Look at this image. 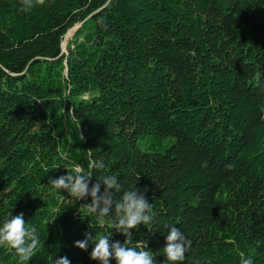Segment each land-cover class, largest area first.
<instances>
[{"label":"trees","instance_id":"16d2710c","mask_svg":"<svg viewBox=\"0 0 264 264\" xmlns=\"http://www.w3.org/2000/svg\"><path fill=\"white\" fill-rule=\"evenodd\" d=\"M21 8L0 0V225L22 213L36 227L26 264H100L75 246L86 233L124 243L90 196L49 184L76 169L152 204L128 246L146 243L155 264L171 227L191 240L181 264H264V0ZM0 264L21 262L0 246Z\"/></svg>","mask_w":264,"mask_h":264},{"label":"clouds","instance_id":"9594fccd","mask_svg":"<svg viewBox=\"0 0 264 264\" xmlns=\"http://www.w3.org/2000/svg\"><path fill=\"white\" fill-rule=\"evenodd\" d=\"M44 3L45 0H21V10L28 12L36 5ZM80 139L83 140V135ZM93 166L102 167V165L89 164L90 168ZM92 177L91 173H84L80 169L68 170L66 175L50 179L49 184L56 190L67 191L76 200L90 196L91 203L84 206L98 218L112 217L113 228L125 235L126 239L123 244L119 241L110 243V236L86 233L85 239L76 241L75 246L86 251L89 243H92L94 247L90 258L98 260L100 264H110L111 259H114L116 264H155V254L151 250H146V243L140 246L139 250L128 246L133 236L132 230L138 225L147 226L153 221L152 204L143 194H138L137 188L123 192L121 198L116 200L113 190L119 191L121 186L115 176L97 179L105 185L103 193L100 192V182L92 184L89 188ZM9 217L0 225V246L12 250L21 264H26L41 246L37 229L25 221L22 213L14 217L9 213ZM190 248L191 240L187 239L180 229L171 227L163 247L165 264H181ZM54 264H71V262L65 256L56 259ZM240 264H253V260L251 257L245 258L241 253Z\"/></svg>","mask_w":264,"mask_h":264},{"label":"rangeland","instance_id":"374dc122","mask_svg":"<svg viewBox=\"0 0 264 264\" xmlns=\"http://www.w3.org/2000/svg\"><path fill=\"white\" fill-rule=\"evenodd\" d=\"M78 27H79V26L77 25V26H75L73 29H71V30L68 32L67 36L65 37V40H64V42H63V48H64V51H67L68 43H69V41L73 38L74 33L76 32V29H77Z\"/></svg>","mask_w":264,"mask_h":264},{"label":"water","instance_id":"95a60500","mask_svg":"<svg viewBox=\"0 0 264 264\" xmlns=\"http://www.w3.org/2000/svg\"><path fill=\"white\" fill-rule=\"evenodd\" d=\"M78 26H80V24H79ZM66 36H67V35H66ZM62 48H63V45H62ZM63 51H64V48H63Z\"/></svg>","mask_w":264,"mask_h":264}]
</instances>
